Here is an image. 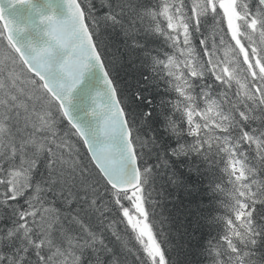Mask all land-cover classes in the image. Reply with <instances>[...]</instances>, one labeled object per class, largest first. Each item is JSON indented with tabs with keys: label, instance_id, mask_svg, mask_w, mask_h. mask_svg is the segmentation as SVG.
I'll return each mask as SVG.
<instances>
[{
	"label": "snow or ice",
	"instance_id": "1",
	"mask_svg": "<svg viewBox=\"0 0 264 264\" xmlns=\"http://www.w3.org/2000/svg\"><path fill=\"white\" fill-rule=\"evenodd\" d=\"M6 2L28 6L38 23L22 27L0 4V222L10 224L0 226V264H121L86 222L113 213L140 264H169L156 209L169 198L179 209L205 180L213 196L227 185L224 215L211 218L220 228L213 264H264V0L256 10L242 0H105L101 16L90 0H64L66 19L51 0ZM206 19L221 25L218 43L201 33ZM29 28L39 46L19 39ZM117 32L130 57L140 51L155 103L119 88ZM86 75L103 87L78 92Z\"/></svg>",
	"mask_w": 264,
	"mask_h": 264
},
{
	"label": "trees",
	"instance_id": "2",
	"mask_svg": "<svg viewBox=\"0 0 264 264\" xmlns=\"http://www.w3.org/2000/svg\"><path fill=\"white\" fill-rule=\"evenodd\" d=\"M87 2L88 0H82V6ZM90 2L96 10L97 16H101L108 11L105 0H90ZM155 2L156 0H137V3L145 5H151ZM242 2H247L249 8L252 10L257 9L258 0H242ZM185 3H190V0H185ZM260 7L264 8L262 6ZM220 28V24L214 23L211 19H206L202 22L201 33H203L204 38L209 43L213 41L218 43L220 36L224 34L220 31ZM223 28L226 31V22L223 24ZM199 38L198 34L194 41L198 51H200L201 48L199 45ZM225 39L230 40V35L225 37ZM110 40L112 42L110 54L117 53L124 57V67L118 77L119 88L125 93L140 90L144 97L153 99L155 103L156 100L154 98L157 96L156 91L151 87L146 90L142 87L144 82L141 73L146 72L147 68L139 66L140 51L137 50L135 54L130 57L129 53L125 50L123 40L118 32L114 33L110 37ZM3 43L4 42H0V50L3 49ZM154 43L160 45V41L158 40L154 41ZM231 43L234 44V41ZM245 46L247 47L248 45L245 44ZM217 55L220 57L224 56L223 46H220ZM240 59L242 60V56ZM130 60L131 62H129ZM9 67H11V65ZM18 67L19 66H17V70ZM6 74L5 72L4 75ZM21 78H24L23 75ZM17 83L19 84V81ZM20 86L25 87V90L28 91V86ZM214 88L219 89L222 88V86L214 85ZM20 99H26V97L21 96ZM29 103L31 102L29 101ZM37 107H39V104H37ZM147 108V104H141L137 110L139 112ZM0 112H2V109H0ZM68 128L69 126L64 121L58 124V129L61 134L66 132ZM67 138L79 146L80 154L84 157L85 163H87L88 156L82 141H79L75 136H69ZM206 186L207 180L198 182L196 191L192 196L185 197L184 204L179 209L173 206L174 201H172L171 198L167 201L162 200L161 204L156 209V217L152 222L155 229L163 235L165 241L163 247L165 248V256L169 264H213V256L215 255L213 250L216 247V239L220 235V228L219 225L212 223L211 218L224 215L225 209L221 206L220 201L228 199L226 191L227 185L222 184L225 190L218 193L216 196L208 192ZM56 207L65 214L68 211L62 203H57ZM4 221V223L0 222V226H10L7 220ZM86 222L89 223L93 229L103 232L106 242L118 254L121 264H140V261L137 260V256L143 255V253L142 251H136L140 246L136 242L134 236L131 235L130 229H126V222H121L120 214L113 213L107 218H104L103 224L99 223L95 218ZM112 231H116L122 237V240L132 249L131 252L127 251V249L122 246L121 241L116 240V238L112 236Z\"/></svg>",
	"mask_w": 264,
	"mask_h": 264
},
{
	"label": "water",
	"instance_id": "3",
	"mask_svg": "<svg viewBox=\"0 0 264 264\" xmlns=\"http://www.w3.org/2000/svg\"><path fill=\"white\" fill-rule=\"evenodd\" d=\"M33 3L40 7L45 3V0H33ZM0 4L5 7L6 15L9 19L18 22L22 27H29V22L32 24L38 23V17L33 16L32 10L28 6H20L17 5L15 7H10L6 0H0ZM51 4L55 9V15L58 19H66L68 17L67 6L64 0H51ZM264 7V6H263ZM52 9H45V14H51ZM29 37H31L39 46L40 40L36 33L29 28V30L22 34L19 39L21 42H24ZM46 39V37L44 38ZM91 86L94 89L102 88L103 85L98 80H90L89 77L86 75L84 83L80 86V89L77 91H81L82 89L88 88Z\"/></svg>",
	"mask_w": 264,
	"mask_h": 264
},
{
	"label": "rangeland",
	"instance_id": "4",
	"mask_svg": "<svg viewBox=\"0 0 264 264\" xmlns=\"http://www.w3.org/2000/svg\"><path fill=\"white\" fill-rule=\"evenodd\" d=\"M263 7V6H262ZM257 37H255L254 36V39H256ZM242 42H244L245 44H247V42L246 41H243V38H242ZM258 47H259V44L257 45ZM223 54V53H222ZM249 79H251L250 77H249Z\"/></svg>",
	"mask_w": 264,
	"mask_h": 264
},
{
	"label": "bare ground",
	"instance_id": "5",
	"mask_svg": "<svg viewBox=\"0 0 264 264\" xmlns=\"http://www.w3.org/2000/svg\"><path fill=\"white\" fill-rule=\"evenodd\" d=\"M2 222H3V221H2ZM4 222H5V221H4ZM4 222H3V223H4ZM5 223H6V222H5ZM6 224H7V223H6ZM2 225H3V224H2ZM130 242H131V241H130ZM136 251H137V250H136ZM209 254H210V253H209ZM211 257H212V256H211ZM211 262H212V261H211Z\"/></svg>",
	"mask_w": 264,
	"mask_h": 264
}]
</instances>
